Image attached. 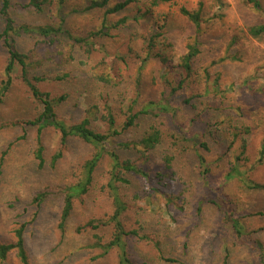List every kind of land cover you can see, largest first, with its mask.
<instances>
[{
	"label": "rangeland",
	"instance_id": "obj_1",
	"mask_svg": "<svg viewBox=\"0 0 264 264\" xmlns=\"http://www.w3.org/2000/svg\"><path fill=\"white\" fill-rule=\"evenodd\" d=\"M26 1L11 0L12 4ZM86 1L66 0L62 7H47L42 13L18 7L10 14L16 27L53 26L63 19V27L69 34L83 38L100 29L103 18V11L86 10ZM118 1L121 0H113L112 3ZM259 2L264 10V0ZM198 4H202L205 23L198 35L201 55L197 60L200 66L197 76L200 79L204 68L212 76L218 74L219 93L217 96H213V93L206 96L205 111L187 131L191 134L186 137L188 142L174 140L171 136L178 131L173 120L184 128L185 123L195 118L196 112L189 107L178 109L174 117L161 115L153 119L141 116L135 127L118 137L119 142L141 139L154 123L163 132L162 143L154 152L155 160L158 161L164 153L173 157L175 179L168 188L161 189V194L147 199L144 182L130 176L127 177L130 185L122 186L119 190L125 202L140 208L124 213L125 228L139 229L141 234L150 238V242L134 239L127 242L131 260L138 264H255L252 257L255 251L247 244L236 243L231 225L226 223L216 206L219 198L203 182L197 156H204L210 163L209 182L217 181L227 170L230 157L242 156L241 137L238 135L232 151L227 153L229 160L218 161L227 152V139L232 140L229 135L231 126L247 130L243 137L246 149L242 156L247 162L246 176L253 182L264 183V151L261 155L264 147V35L254 38L247 31L249 27L261 23L262 17L244 7L240 0H173L157 7L145 2L131 6L109 17L110 22L133 14L147 16H142L139 23L130 22L111 31L110 37L94 40L107 53L121 58L117 62V70L122 76V83L117 85H105L96 79L94 67L101 54L94 52L87 55L83 48L66 36L59 38L53 47H46L36 36L19 34L14 37L17 50L31 55L29 75L47 79L38 83L37 88L51 97H64V101L55 109L57 118L67 126L73 125L87 118V110L96 106L97 115L90 118V128L104 133L106 124L101 117L105 114L102 108L105 102L121 125L132 100L136 101L133 112H137L147 101L168 97L165 80H171L173 74H168L155 60L147 61L139 72L138 56L145 48L142 39L152 33L154 20L166 16L165 43L169 47L171 65L176 66L194 35L192 25L179 10L181 7L196 10ZM3 26L0 19V33ZM226 52L235 55L231 56L235 59H225L220 63L219 59L226 57ZM6 63V51L0 44V81ZM138 75L139 86L136 83ZM12 77L9 91L5 97H0V124L32 119L42 110L41 104L31 98L22 83L19 67ZM203 88L201 86L199 89ZM186 96L182 92L173 97L171 106L179 107ZM21 134L17 128L0 131V156L6 152L0 174V243L13 242V231L17 224L27 223L24 242L31 264H116V251L95 262L90 261L97 254V251L89 248L92 236L96 234L107 242L111 227L80 235L74 232L82 222L108 218L112 213V202L106 189L110 168L108 162L103 160L97 167L88 193L73 206L62 236L58 230L62 190L76 182L81 165L90 157L93 149L71 138L61 159L51 167L50 159L57 149L58 135L47 128L41 135L45 165L39 168L32 154L35 129H28L25 139L18 141ZM201 143L207 145V151L200 147ZM117 154L121 159L137 158L136 154L122 150H117ZM44 191L51 194L37 207L33 200L37 193ZM219 193L232 201L246 231L261 230L255 236L264 242V192L245 189L240 183L232 181ZM246 241L250 242V239L247 237ZM155 242L159 243V255L153 245ZM160 257L176 262H165ZM2 264L19 262L12 253Z\"/></svg>",
	"mask_w": 264,
	"mask_h": 264
},
{
	"label": "trees",
	"instance_id": "obj_2",
	"mask_svg": "<svg viewBox=\"0 0 264 264\" xmlns=\"http://www.w3.org/2000/svg\"><path fill=\"white\" fill-rule=\"evenodd\" d=\"M172 1L173 0H121L112 3L113 0H87L86 10L103 11V18L100 29L81 38L72 36L65 30L63 27V19L60 20L59 24L53 26L20 25L16 27L10 14L11 10L17 9L18 7L22 10L42 13L47 7H62L66 0H27L24 3L16 4H12L11 0H0V19H2L4 24L3 30L0 33V44H2L7 55L3 79L0 81V97H5L9 91L13 82L12 76L16 68L19 67L22 83L28 89L31 98L39 102L42 106V110L32 119L13 120L1 123L0 131L12 128L19 129L22 134L17 140L20 141L25 139L28 129L34 128L35 147L32 154L39 168H43L45 165L44 146L41 135L47 128L52 129L54 133L58 135L57 149L50 159L51 167L61 159L64 150L67 148V143L71 138H76L93 149L90 157L81 165L76 182L62 190V207L58 221V230L62 236L66 232V224L73 210V206L75 203L81 202L83 197L88 193L97 167L103 160H106L109 164V181L106 184V189L112 202V213L108 218L89 219L84 221L74 229V232L80 235L111 227L110 239L107 242H104L101 237L96 234L92 236V242L89 248L97 251V254L90 258V261L93 262L106 257L112 251H116V264H138V262L131 260L127 242L131 239L150 242V238L141 234L139 229L127 230L123 223V215L125 212L133 209L137 211L140 210V208L132 207L129 203L125 202L120 195V187L130 185V180L127 177H136L144 182L147 188V192H145L147 199L161 194V189L168 188L170 183L175 179V174L172 170L173 157L168 153H164L158 161L154 158V152L162 143L163 139V132L157 125L154 123L150 125L147 132L138 140L119 142L118 137L122 133L135 127L137 120H139L141 116H149L153 119L161 115L174 117L178 109L189 107L196 112L195 118L185 123L187 125L184 126V128L177 125L173 120L174 126L178 131L171 136L174 140L182 139L188 142L186 137L191 134H188L187 131H189L192 123L197 117L205 111L206 96L209 93H213V96H217L219 93L218 74L212 76L208 69L204 68L202 69V74L199 76L200 79L197 76V70H199L200 67L197 65V60L201 55L198 35L202 31V25L205 23L202 17V4H198L196 10L190 11L184 7H181L179 10L180 14L192 25L194 35L191 36L189 43H187L185 47V52L179 58V62L176 66L171 65L168 54L169 47L165 43L164 30L167 23L166 16H161L159 19L154 20L151 28L152 33L145 37L143 36L142 41L143 47L145 46V48L142 50L141 55L138 56L139 72L142 71L147 61L155 60L168 74H173L171 80H165V84L169 91L168 97L156 101H147L142 106L141 110L137 112H133L136 101L132 100L130 106L127 107L126 119L121 125L115 120L109 104L104 101L105 103L103 102L102 108L105 114L101 117L106 124V131L104 133L96 132L90 128V118L97 115L96 106H91L87 110V118L73 125L67 126L57 118L55 109L64 101V97L54 98L37 88L38 83L44 82L47 79L43 76L29 75L30 68L32 67L30 61L31 55L21 53L17 50L14 37L19 34L36 36L41 39L42 44L46 47H53L58 42L59 38L66 36L67 39L72 41L75 45L83 48L87 55H91L94 52L101 54L98 63L94 67L96 79L105 85H117L122 83V76L119 70H117V62L121 61V58L118 55L107 53L102 47L98 46L94 40L102 37H110L111 31L117 30L127 23H139V21L143 19L142 16H147V14H133L132 16L123 17L115 22H110L109 17L123 12L131 6L138 5L141 2H145L151 7H157L159 5L169 4ZM240 2L248 10L255 14H259L263 19L261 23L249 27L247 30L248 34L254 38L263 36L264 10L259 0H240ZM227 52L226 57L224 56L219 59L220 63L224 62L225 59H235L231 57L235 55H229ZM212 63L215 65V62ZM54 79L58 80L60 78ZM136 80L139 86L140 75H138ZM201 86H204L203 90L199 89ZM182 92H185L187 96L181 101L179 107H172L171 99L177 97ZM202 107L203 109L199 110ZM247 133V130L243 131V129L231 126L229 135L232 140L227 139V141H229V145L226 148L227 152H224L218 161H223L225 158L227 161L229 160L227 153L232 151L233 142L238 138V135L241 137V155L244 156L246 140L243 137ZM193 144L195 146L197 145L196 143ZM111 146H113V148ZM200 147L204 151L208 150L205 143H201ZM117 150L132 152L137 155V158L121 159L117 154ZM263 151L264 147L261 155H263ZM5 155L6 152L0 156V174ZM242 156H234V158L231 156L227 170L223 173L221 178L215 182H209V174L211 171L210 163L204 156H197V164L203 182H205L209 186V190L219 198V203L216 204V206L222 212L226 223L231 225L236 243L249 245V248L255 251L252 256L255 260V264H264V242L255 236L261 230H253L252 232L246 231L241 223L242 217L236 214L232 201L225 194L219 193L222 187L232 181L240 183L245 189L264 192V183H256L247 179L245 169V164L247 162L246 158H242ZM50 194L51 192L49 191L37 193L33 203L39 207L45 197ZM26 226L27 223H18L13 231V242L0 243V264L5 262L12 253L15 254L19 264H31L24 242ZM247 237L250 239V242H245ZM153 245L159 255V243L155 242ZM224 251L226 253V248H224ZM160 259L169 263L176 262L173 259L162 257H160Z\"/></svg>",
	"mask_w": 264,
	"mask_h": 264
}]
</instances>
